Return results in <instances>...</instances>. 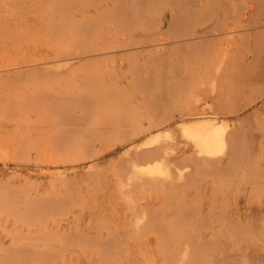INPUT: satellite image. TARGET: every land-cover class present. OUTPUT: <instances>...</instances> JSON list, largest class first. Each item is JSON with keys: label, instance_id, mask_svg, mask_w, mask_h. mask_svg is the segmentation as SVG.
I'll list each match as a JSON object with an SVG mask.
<instances>
[{"label": "rangeland", "instance_id": "1", "mask_svg": "<svg viewBox=\"0 0 264 264\" xmlns=\"http://www.w3.org/2000/svg\"><path fill=\"white\" fill-rule=\"evenodd\" d=\"M0 264H264V0H0Z\"/></svg>", "mask_w": 264, "mask_h": 264}, {"label": "bare ground", "instance_id": "2", "mask_svg": "<svg viewBox=\"0 0 264 264\" xmlns=\"http://www.w3.org/2000/svg\"><path fill=\"white\" fill-rule=\"evenodd\" d=\"M159 43V42H158ZM61 45L63 44V43H60ZM59 44V45H60ZM162 44V43H161ZM160 44V45H161ZM54 46V45H53ZM52 46V47H53ZM67 46V45H66ZM59 47H61V46H59ZM56 48L58 49V47H57V45H56ZM62 48H64V46H62ZM62 48H59V50L58 51H61L62 52ZM68 48V47H67ZM68 50V49H67ZM70 50V49H69ZM72 50V49H71ZM101 50V49H100ZM102 51H104V50H102ZM67 52V51H66ZM69 52H72V51H69ZM69 52H67V53H65L66 55H68V53ZM73 52H75V51H73ZM79 52V51H78ZM97 52V51H96ZM70 54V53H69ZM81 54V53H80ZM79 54V55H80ZM89 54V53H88ZM91 54V53H90ZM64 55V54H63ZM72 55H74L75 56V54L74 53H71V56ZM77 56H78V54H76ZM87 55V54H86ZM92 55V54H91ZM94 55V54H93ZM42 56H44V55H42ZM52 56H54V58L52 57ZM61 54L58 52H55L53 55L51 54V57H50V59L49 60H51V58L52 59H55L56 58V60L57 61H59V60H63V59H61ZM65 56V55H64ZM73 56V57H74ZM82 56V55H81ZM38 57V56H37ZM69 57H70V55H69ZM80 57V56H79ZM84 57H86V56H84ZM49 58V57H48ZM43 59H46V57L45 58H43ZM65 59V58H64ZM35 60V59H34ZM65 60H67V59H65ZM70 60V59H69ZM73 60V59H72ZM89 60V59H88ZM92 60H94V59H92ZM32 61V60H31ZM40 61H42V60H39L38 62H40ZM54 61V60H53ZM79 61V60H78ZM35 62V61H34ZM37 62V61H36ZM37 62V63H38ZM50 62V61H49ZM61 62V61H60ZM33 63V62H32ZM78 63V62H77ZM45 64H47V63H45ZM50 64V63H49ZM41 66V65H40ZM45 66V65H44ZM62 66V65H61ZM192 111H194V109L192 110ZM195 112V111H194ZM193 112V113H194ZM199 113H197V111L195 112V115L197 116ZM205 118V117H204ZM208 117H206V119H207ZM212 118V117H211ZM215 118V117H214ZM213 119V118H212ZM211 119V120H212ZM208 121H210V120H208ZM214 121V120H213ZM187 122H189V121H187ZM218 122V121H217ZM197 123V122H196ZM216 123V122H215ZM218 124V123H217ZM186 125V124H185ZM226 125V124H225ZM183 126V125H182ZM181 128V127H180ZM219 128V127H218ZM217 128V125H216V127H215V124H212V122L211 123H209V122H207V123H198V124H195L194 125V123H193V125H187V126H185L184 128H183V131H184V133L189 137V139H191L192 140V142L195 144V147L196 148H199V150H200V152L201 153H205L206 155H208V157L209 156H211V160H213L212 159V155H214L216 152H218V149H219V147L221 146V144H222V142H223V139L221 138V135H220V130ZM182 129V128H181ZM225 132V131H224ZM181 134H183V133H181ZM224 135V134H223ZM229 135V134H228ZM182 136H184V135H182ZM226 136H227V134H226ZM188 137H186V138H188ZM183 138H185V137H183ZM185 138V140H187ZM226 138V137H225ZM224 138V139H225ZM131 139H134V138H131ZM227 139V138H226ZM190 140V141H191ZM135 141V140H134ZM189 141V140H188ZM188 141H187V144H189L188 143ZM185 142V141H184ZM183 142V143H184ZM226 142H228L227 140L225 141V143ZM132 143V142H131ZM133 143H135V142H133ZM133 143H132V145H133ZM182 143V142H181ZM182 143V144H183ZM129 144V143H128ZM127 144V145H128ZM186 144V143H185ZM184 144V145H185ZM186 144V145H187ZM191 144V143H190ZM189 144V145H190ZM228 144V143H227ZM135 145V144H134ZM183 145V146H184ZM191 146V145H190ZM126 147V146H125ZM191 147H193V146H191ZM131 147H129V148H127V150H129ZM183 148V147H182ZM225 149V148H224ZM156 150V149H155ZM198 150V149H197ZM193 151V150H192ZM124 152V151H123ZM126 152V151H125ZM156 152H157V150H156ZM194 152H196V151H194ZM149 153V152H148ZM148 153H146V154H148ZM150 153H153V152H150ZM189 153V152H188ZM191 153V152H190ZM156 154V153H155ZM182 154H184L183 152H182ZM217 155H218V153H216ZM222 154H224L223 152H222ZM141 155V154H140ZM149 155V154H148ZM153 155V154H152ZM201 155V154H200ZM221 155V154H220ZM142 156H146V155H142ZM190 156V155H189ZM189 156H187V157H189ZM203 156V155H202ZM148 157V156H147ZM191 157V156H190ZM204 157V156H203ZM203 157H202V159H203ZM220 157V156H219ZM222 157V156H221ZM183 158V157H182ZM206 158V157H205ZM179 159V158H178ZM189 159H192V157L191 158H189ZM194 159V158H193ZM193 159H192V161H193ZM195 160V159H194ZM210 160V159H209ZM214 161V160H213ZM201 162V161H200ZM207 162V161H206ZM205 162V163H206ZM166 166H168L167 164H166ZM165 166V167H166ZM170 166V165H169ZM4 167H5V165H4ZM166 169H167V167H166Z\"/></svg>", "mask_w": 264, "mask_h": 264}]
</instances>
